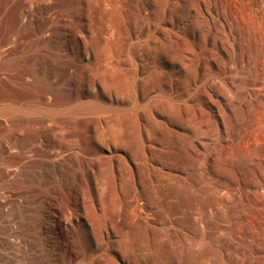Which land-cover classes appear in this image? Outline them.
<instances>
[{
	"label": "rangeland",
	"instance_id": "obj_1",
	"mask_svg": "<svg viewBox=\"0 0 264 264\" xmlns=\"http://www.w3.org/2000/svg\"><path fill=\"white\" fill-rule=\"evenodd\" d=\"M210 1L0 0V264H264V88L191 89Z\"/></svg>",
	"mask_w": 264,
	"mask_h": 264
},
{
	"label": "bare ground",
	"instance_id": "obj_2",
	"mask_svg": "<svg viewBox=\"0 0 264 264\" xmlns=\"http://www.w3.org/2000/svg\"><path fill=\"white\" fill-rule=\"evenodd\" d=\"M206 1L210 6L211 1ZM221 5L224 9V16L214 18L211 15L214 18L211 24L206 17H203V20L198 18V10L194 11L190 18L191 89L197 93L200 85H203L209 92L217 91L221 96H226V98L232 96L233 98L239 90L247 87L246 82L249 83L247 79L258 81L257 84L264 88V12L257 0L248 3L240 1L232 6L224 0ZM216 19L219 21L216 22ZM220 110L224 111L223 108ZM219 116L221 117L222 113ZM224 116L223 114V120ZM222 122V124L230 123V121ZM226 124L223 125L224 129L227 128ZM45 181L42 180V183L45 184ZM29 222L23 221L25 229L33 228V224ZM30 244L37 246L39 240L36 239L34 243L30 241ZM38 255H32L29 259L28 256L25 264H45V260L46 264H67L62 258L49 259L48 252H45L44 258Z\"/></svg>",
	"mask_w": 264,
	"mask_h": 264
}]
</instances>
